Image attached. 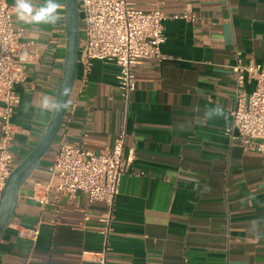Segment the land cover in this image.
Wrapping results in <instances>:
<instances>
[{
    "label": "crops",
    "instance_id": "1",
    "mask_svg": "<svg viewBox=\"0 0 264 264\" xmlns=\"http://www.w3.org/2000/svg\"><path fill=\"white\" fill-rule=\"evenodd\" d=\"M15 25L37 42L39 60L19 86L13 117L18 164L43 137L53 112L40 113L44 96L57 98L67 52L63 19ZM159 7L167 40L165 61L135 68L137 88L127 100L119 66L93 61L78 76L61 130L49 152L23 182L15 212L0 235V264H264V152L246 151L226 129L232 124L237 82L232 66L264 63V0H134ZM37 4L43 0H35ZM84 0H80V7ZM189 14L190 18H174ZM253 83L246 82L250 92ZM32 102L26 112L25 102ZM223 106L224 117L204 120ZM126 131L124 153L135 152L121 181L112 231L101 232L102 202L47 190L49 167L62 139L95 152L112 149ZM1 137V130H0ZM20 229L27 231L20 235Z\"/></svg>",
    "mask_w": 264,
    "mask_h": 264
},
{
    "label": "built area",
    "instance_id": "2",
    "mask_svg": "<svg viewBox=\"0 0 264 264\" xmlns=\"http://www.w3.org/2000/svg\"><path fill=\"white\" fill-rule=\"evenodd\" d=\"M82 26L78 62L87 74L93 61L116 63L119 87L129 100L137 88L136 66L146 60L169 59L161 46L166 42L164 21L168 16L159 8L144 11L134 0H84L80 7ZM190 18L189 14L174 18ZM40 54L37 42L14 23L12 8L0 0V201L6 182L18 162L15 138L18 133L13 117L21 103L19 86L29 78V69ZM237 82L236 105L231 111L232 124L226 134L239 141L246 151L264 152V63L244 64L239 59L232 66ZM246 82L253 83L248 92ZM126 131H121L112 149L103 152L73 144L62 139L48 171L47 190L58 197L75 199L79 193L90 202L106 206L101 216V232L112 231L114 210L123 176L130 171L135 152L124 153ZM37 230L20 229L19 234ZM98 253L100 263L106 264V252Z\"/></svg>",
    "mask_w": 264,
    "mask_h": 264
},
{
    "label": "water",
    "instance_id": "3",
    "mask_svg": "<svg viewBox=\"0 0 264 264\" xmlns=\"http://www.w3.org/2000/svg\"><path fill=\"white\" fill-rule=\"evenodd\" d=\"M82 19L80 13V0H67V52L64 65L63 79L60 84L57 99L63 101L67 107L59 114H52L50 123L35 148L16 166L9 176L2 192L0 201V235L12 218L17 203V193L23 182L38 166L40 160L52 148L64 121L68 109L69 99L78 76L79 45L81 37ZM70 90L67 96L64 89Z\"/></svg>",
    "mask_w": 264,
    "mask_h": 264
},
{
    "label": "clouds",
    "instance_id": "4",
    "mask_svg": "<svg viewBox=\"0 0 264 264\" xmlns=\"http://www.w3.org/2000/svg\"><path fill=\"white\" fill-rule=\"evenodd\" d=\"M14 10L17 19L26 24L41 25V24H53L55 25L61 19H63L61 10L62 4L59 0H43V3L37 4L35 0H15ZM70 90L64 89L63 95L67 96ZM32 102L26 101L24 110L27 112L32 107ZM67 105L54 97L44 96L39 101V110L41 114L47 112H53L59 114L63 111ZM224 117L225 111L223 106L217 104L215 107L208 108L205 111L204 120L213 118Z\"/></svg>",
    "mask_w": 264,
    "mask_h": 264
},
{
    "label": "trees",
    "instance_id": "5",
    "mask_svg": "<svg viewBox=\"0 0 264 264\" xmlns=\"http://www.w3.org/2000/svg\"><path fill=\"white\" fill-rule=\"evenodd\" d=\"M82 24V23H81Z\"/></svg>",
    "mask_w": 264,
    "mask_h": 264
}]
</instances>
